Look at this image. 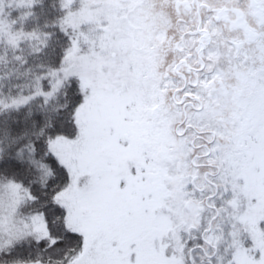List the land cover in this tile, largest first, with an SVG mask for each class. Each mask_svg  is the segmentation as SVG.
<instances>
[{
  "label": "snow or ice",
  "instance_id": "6c2138e0",
  "mask_svg": "<svg viewBox=\"0 0 264 264\" xmlns=\"http://www.w3.org/2000/svg\"><path fill=\"white\" fill-rule=\"evenodd\" d=\"M0 264H264V0H0Z\"/></svg>",
  "mask_w": 264,
  "mask_h": 264
}]
</instances>
